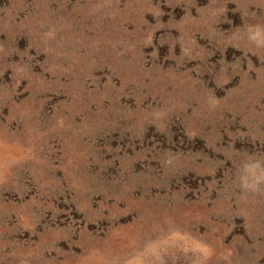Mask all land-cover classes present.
<instances>
[{
	"label": "rangeland",
	"instance_id": "rangeland-1",
	"mask_svg": "<svg viewBox=\"0 0 264 264\" xmlns=\"http://www.w3.org/2000/svg\"><path fill=\"white\" fill-rule=\"evenodd\" d=\"M0 264H264V0H0Z\"/></svg>",
	"mask_w": 264,
	"mask_h": 264
}]
</instances>
